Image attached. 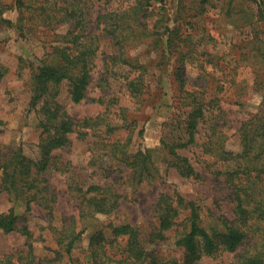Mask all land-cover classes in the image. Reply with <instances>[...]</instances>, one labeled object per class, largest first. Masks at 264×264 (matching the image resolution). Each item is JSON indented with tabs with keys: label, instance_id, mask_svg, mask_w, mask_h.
Segmentation results:
<instances>
[{
	"label": "trees",
	"instance_id": "obj_1",
	"mask_svg": "<svg viewBox=\"0 0 264 264\" xmlns=\"http://www.w3.org/2000/svg\"><path fill=\"white\" fill-rule=\"evenodd\" d=\"M8 1L15 4L20 12L23 28L21 25L18 28L22 29L21 33L34 30L47 35L51 46L50 52L45 53L34 68L27 66L22 58L18 61L16 75L20 80H28L29 111L36 115L40 134L30 152L22 146L0 145V195H6L12 203H24L26 213L36 204L51 216L57 194L50 183V176L57 172L74 173L69 170L70 163H65L54 153L68 148L73 134L78 140L91 139L88 167L93 168L100 178L116 172L128 173L133 181L138 182L154 177L156 169L149 150L135 153L130 150L134 122L128 119L127 109L118 108L117 113L111 112V104H108L101 115L77 120L71 118L57 101L59 92L65 89L70 101L78 104L85 99L91 84L98 37L89 32L91 22L87 2ZM131 1L129 7L100 14L97 18V27L101 28L99 36L107 37L115 50L108 64L129 69L120 77L124 78L128 94L136 102H141L146 68L133 64L128 57L129 51L150 37L158 39L164 52L175 57L178 67L174 69L173 79L178 105L183 112L170 119L168 128H172L162 134L160 145L167 167L174 169L181 179L200 180L190 160L179 153L199 148L207 165L211 161L213 173L223 178L232 204L233 219L220 217L207 222L199 205L174 192L171 195L160 194L155 200L153 215L157 225L147 234L131 224L97 226L100 216L106 217L118 209L120 196L109 183L94 184L86 190L76 185L81 195L78 221L72 218L61 228L49 227L59 247L55 251V259L60 258L61 251L70 256L81 249L82 235L90 227L92 230L87 237L88 245L83 249L81 264H201L204 259L214 260L221 254L235 253L239 248L243 249L231 264H264V79L259 80L260 65L264 63V0H254L256 8L250 14L251 17L254 15L260 27L263 26L262 29L257 28L253 37L254 91L261 93L263 107L240 121L235 128L239 145L237 152L225 147L223 129L231 126L223 117L225 113L217 105V99L214 97L207 101L200 92L186 88L185 67L195 62L201 68L204 62L199 63V59L211 55L214 38L211 35L187 34L177 22L178 10L174 20H170V14L166 15L169 8L164 0ZM152 1H159L165 14L158 15L152 26L157 30L148 35L147 9L152 6ZM6 7H0V28L14 26L10 19L3 17ZM55 27H63V31L55 33ZM109 72L112 73L106 66V73ZM6 73L7 69L0 66V81ZM108 113L111 116H107ZM118 118L120 122H112ZM122 129L128 132L119 137ZM26 221L27 218L18 216L12 209L0 212V231L12 233ZM77 223H81L84 229L77 231ZM105 230L109 231L108 237ZM21 231L32 263L31 233L27 226L21 227ZM169 231L173 233V245L179 249V256L162 255L158 250Z\"/></svg>",
	"mask_w": 264,
	"mask_h": 264
},
{
	"label": "rangeland",
	"instance_id": "obj_2",
	"mask_svg": "<svg viewBox=\"0 0 264 264\" xmlns=\"http://www.w3.org/2000/svg\"><path fill=\"white\" fill-rule=\"evenodd\" d=\"M164 1L169 8L166 15L170 14V20L176 18L177 10L180 12L182 19H179V16L177 22L187 34L205 37L211 35L215 40L214 46L209 47L212 49L211 55L199 59V63L204 62L201 68L195 62L185 67L186 88L200 92L207 101L214 97L217 99V105L225 113L223 117L230 122L228 126H231L223 129L225 147L229 151L237 152L239 145L235 128L239 126L240 121L256 114L263 107L261 93L254 91L256 76L253 37L258 27L263 28L259 26L254 15L250 16L251 10L256 8L254 0ZM84 2H87L88 19L91 22L89 32L98 37L91 84L85 99L80 103H72L65 89L59 92L57 101L71 118L77 120L101 115L108 104H111V112L117 113L118 108L127 109L128 119L134 122L130 150L132 153L149 150L156 173L151 179H143L140 182L133 181L128 173L122 172L100 178L99 174L93 172V168L88 167L91 139L82 141L78 140L75 134L71 135V145L54 153L65 163H70L69 170L74 173L71 175L57 172L50 176V183L55 187L57 194V202L51 216L36 204L26 213L24 203H12L6 195H0V212L12 209L18 216L27 218L26 222L19 225L17 231L9 234L0 231V264H81L83 249L88 245L87 237L92 228L85 229L81 249L75 250L70 256L61 251L58 260L55 259V251L59 250V247L49 230V227L61 228L72 218L78 221L77 210L81 195L76 185L86 190L94 184L109 183L120 196L118 209L106 217L100 216L97 226L131 224L138 227L143 234H147L157 225L153 215L155 200L160 194L171 195L174 192L199 205L207 222L220 217L233 219L232 204L223 178L213 173L211 161L207 165L199 148H189L179 153L190 160L200 175V180L181 179L174 169L167 167L166 156L160 145L162 134L172 128H168L170 119L183 112L178 105L177 88L173 79L174 69L178 67L175 57L164 52L158 39L150 37L129 51L128 57L132 63L146 68L144 98L141 102H136L128 94L124 78L120 77L129 69L115 68L108 64L115 50L107 37L99 36L101 28L97 27L100 14L125 9L132 1ZM158 2L152 1V6L147 9L148 35L153 32L152 26L158 15L165 14ZM1 4L3 7L8 6L4 8L3 17L10 19L14 26L6 28L5 25L0 28V66L7 69L0 81V145L12 148L22 146L30 152L31 147L38 142L40 130L35 113L29 111L28 80H20L16 70L20 58L26 61L27 66H37L44 54L50 52L51 43L47 35H40L34 30L21 33L22 29L18 26L23 28V25L20 23V12L16 5L8 0H0V7ZM53 31L60 33L63 27H55ZM106 66H109L112 73H106ZM235 68L234 72L230 71ZM229 71L231 73L226 77ZM259 72L261 81L264 79V63L260 65ZM113 101L116 103L112 104ZM107 116H111L110 113ZM112 122L120 120L118 118ZM127 132L122 129L118 136L124 137ZM23 226H27L32 236V263L28 259V248L21 231ZM76 229L81 231L84 226L77 223ZM165 235L167 239L159 244L158 250L162 255L179 256V249L173 245L172 231ZM105 236H109V231L105 230ZM242 249L239 248L235 253L221 254L214 260L204 259L201 264H231Z\"/></svg>",
	"mask_w": 264,
	"mask_h": 264
}]
</instances>
